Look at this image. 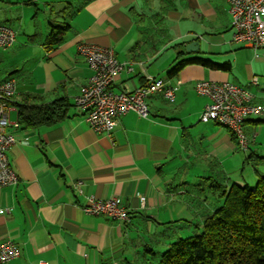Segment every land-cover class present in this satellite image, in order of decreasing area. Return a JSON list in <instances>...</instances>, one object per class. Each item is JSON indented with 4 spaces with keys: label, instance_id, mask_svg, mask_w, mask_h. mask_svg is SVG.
<instances>
[{
    "label": "crops",
    "instance_id": "obj_1",
    "mask_svg": "<svg viewBox=\"0 0 264 264\" xmlns=\"http://www.w3.org/2000/svg\"><path fill=\"white\" fill-rule=\"evenodd\" d=\"M229 6V0H0V23L16 34L11 48L0 49V82L17 81L10 118L18 121L25 102L70 104L55 126L12 131L9 158L20 182L0 189V241H14L22 255L8 264H145L177 240L157 241L167 229L182 220L200 226L222 205L200 188L216 198L215 179L247 184L238 175L227 181L243 165L244 150L227 128L200 120L210 100L196 91L200 81L230 82L264 106V48L233 41ZM51 23L70 25L55 48L47 43ZM192 42L199 48L184 53ZM82 43L113 48L120 61L132 63L133 71L115 81L116 92L141 88L149 77L180 80L175 101L153 94L148 118L131 112L110 135L97 134L75 105L93 74L78 52ZM181 53L185 60L229 63L231 70L190 64L171 77ZM244 130L247 151L250 144L264 147V114L249 117ZM91 197L120 198L131 222L86 215Z\"/></svg>",
    "mask_w": 264,
    "mask_h": 264
},
{
    "label": "built area",
    "instance_id": "obj_2",
    "mask_svg": "<svg viewBox=\"0 0 264 264\" xmlns=\"http://www.w3.org/2000/svg\"><path fill=\"white\" fill-rule=\"evenodd\" d=\"M229 13L232 18L233 41L255 50L264 48V0H229ZM16 41L15 31L0 24V49L11 48ZM79 54L93 71L86 85L75 98L76 107L84 113L86 122L97 134L110 135L124 115L134 112L142 118L150 115L147 99L156 93H162L170 102L176 99V93L182 84L166 83L163 79L149 77L146 84L134 91L116 92L115 81L125 71H133L130 62L120 61L113 48L82 43ZM257 84L258 79L253 78ZM199 95L210 100L200 120L204 123L216 122L234 134L238 146L246 151L249 139L244 125L251 116L264 114V106L254 103L253 93L242 86L230 82L200 81L196 84ZM17 94V81L9 78L0 82V189L16 186L20 182L14 171L9 152L16 144L12 131L21 128L19 121L11 122L10 112ZM82 183L76 187L80 193ZM144 205L145 198H142ZM5 211L2 210L1 213ZM83 212L91 216H106L112 220L129 224L131 213L120 198L98 199L91 197L83 207ZM19 246L12 240L0 241V264H8L21 257Z\"/></svg>",
    "mask_w": 264,
    "mask_h": 264
},
{
    "label": "trees",
    "instance_id": "obj_3",
    "mask_svg": "<svg viewBox=\"0 0 264 264\" xmlns=\"http://www.w3.org/2000/svg\"><path fill=\"white\" fill-rule=\"evenodd\" d=\"M68 29L69 24L51 23L47 40L49 47L60 45ZM183 52L186 53V49ZM184 53L169 73L171 77L177 76L190 64L231 70L229 63L219 65L201 58L185 60ZM69 109L70 104L66 100L45 105L25 102L18 107V121L24 130L52 127L68 117ZM232 136L236 139L234 134ZM259 159L264 161L262 157ZM210 189L216 196L214 202L223 200L222 205L215 206L213 212L203 217L200 234L171 243L165 252L160 253L157 264H264V176L259 177L254 188L247 184L226 185L215 179ZM153 254L152 257H158Z\"/></svg>",
    "mask_w": 264,
    "mask_h": 264
},
{
    "label": "rangeland",
    "instance_id": "obj_4",
    "mask_svg": "<svg viewBox=\"0 0 264 264\" xmlns=\"http://www.w3.org/2000/svg\"><path fill=\"white\" fill-rule=\"evenodd\" d=\"M2 24V23H0ZM12 27H13V23ZM3 63L5 64V61H3ZM0 69H5V66L0 63ZM2 74H0V78H2ZM11 122H16L14 121V115H12V117L10 118ZM245 131V130H244ZM264 135V132H263ZM259 142V141H258ZM255 146V144H254ZM250 144V151H241V153L245 154L246 159L243 161V165L240 164L238 165L239 167V171H237L236 174L234 175H229V177L227 178V181H229V178H234L237 177V175L239 177H242L247 185H249L250 187L254 188L259 180V177L264 176V161L260 160L259 158H252V154L254 153L255 155L264 156V147H259V143L254 147ZM241 162V161H240ZM258 177V179H257ZM257 179V181H256ZM202 183V182H201ZM203 184V183H202ZM198 186L200 185V183L197 184ZM200 187H198L199 189ZM202 190L198 191V193H206L204 194V196L209 197L210 200H213L214 198L211 195V192H209V188H200ZM202 232L201 227H199V222L195 223L194 225H190L189 223L185 222L184 220L181 221V223L179 225H174L173 227L167 229L163 235H161L159 238H157V241L159 242H163L164 240H166L169 237L172 238H187L189 236H194V235H198ZM158 251H160L158 249ZM158 257H152L148 262H144L145 264H157L160 260V255H157Z\"/></svg>",
    "mask_w": 264,
    "mask_h": 264
},
{
    "label": "water",
    "instance_id": "obj_5",
    "mask_svg": "<svg viewBox=\"0 0 264 264\" xmlns=\"http://www.w3.org/2000/svg\"><path fill=\"white\" fill-rule=\"evenodd\" d=\"M198 48H199L198 43H197V42H192V43H190V44L187 46L186 50H187L188 52H192V51H196Z\"/></svg>",
    "mask_w": 264,
    "mask_h": 264
}]
</instances>
